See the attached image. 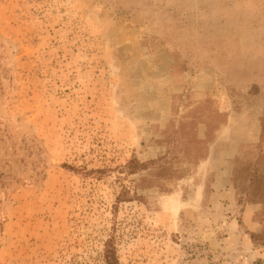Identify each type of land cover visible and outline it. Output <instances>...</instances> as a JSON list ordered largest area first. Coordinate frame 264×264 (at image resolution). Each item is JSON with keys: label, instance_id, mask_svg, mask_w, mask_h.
Instances as JSON below:
<instances>
[{"label": "rangeland", "instance_id": "obj_1", "mask_svg": "<svg viewBox=\"0 0 264 264\" xmlns=\"http://www.w3.org/2000/svg\"><path fill=\"white\" fill-rule=\"evenodd\" d=\"M110 242L264 264V0H0V264Z\"/></svg>", "mask_w": 264, "mask_h": 264}, {"label": "trees", "instance_id": "obj_2", "mask_svg": "<svg viewBox=\"0 0 264 264\" xmlns=\"http://www.w3.org/2000/svg\"><path fill=\"white\" fill-rule=\"evenodd\" d=\"M147 164H141L137 159H134L130 161L127 165V168L131 170L132 172H135L138 167L139 168H147ZM161 169H165L164 167H155V170L160 171ZM254 238V237H253ZM256 238V237H255ZM105 260L107 264H119V258L117 255V250L113 246V243H107L106 249H105Z\"/></svg>", "mask_w": 264, "mask_h": 264}]
</instances>
